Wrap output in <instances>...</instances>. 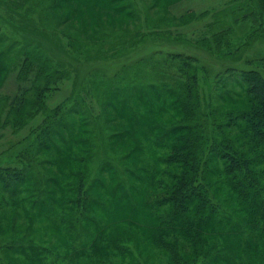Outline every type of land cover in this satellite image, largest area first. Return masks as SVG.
Returning a JSON list of instances; mask_svg holds the SVG:
<instances>
[{"label": "rangeland", "instance_id": "obj_1", "mask_svg": "<svg viewBox=\"0 0 264 264\" xmlns=\"http://www.w3.org/2000/svg\"><path fill=\"white\" fill-rule=\"evenodd\" d=\"M263 58L264 0H0V172L29 178L16 191L0 182V264H264V149L227 120L249 105L242 70ZM186 71L196 106L170 96L155 113L133 101L135 123L117 115L122 93L146 83L180 95ZM56 107L61 120H50ZM199 120L207 141L223 136L252 158L257 186L245 200L212 156L202 182L217 214L154 243L171 212L156 199L179 171L165 164L169 144ZM44 130L52 142L38 141ZM43 197L53 215L32 204Z\"/></svg>", "mask_w": 264, "mask_h": 264}, {"label": "trees", "instance_id": "obj_2", "mask_svg": "<svg viewBox=\"0 0 264 264\" xmlns=\"http://www.w3.org/2000/svg\"><path fill=\"white\" fill-rule=\"evenodd\" d=\"M176 56L182 58L181 55L177 54ZM185 59L186 58L184 57V60ZM5 69V66H1L0 72L4 73ZM187 74H189V77L192 79L193 83L189 81L183 82V84L181 85L182 91L180 95L174 94L171 90L159 91L156 89V87H154V84L151 83H146L144 86L133 88L127 96V93H122L125 94V98L121 102L124 106H122L121 109H116V112H118L117 115L123 117L124 114H126L125 111L129 110V117L135 123L143 116L140 109L141 105H143V107H146L149 112L155 113L159 110H162L163 108L166 109L172 106L171 101L168 98L170 96H173L176 99L179 98L177 99V101L180 103L181 109L187 110L188 106H196L197 97L196 94H194L193 90L195 89L194 85L196 83L197 75L195 71L192 73L187 72ZM241 75L244 83L243 85L245 87L244 91L248 95L249 105L247 108L241 110L239 114H236L237 116L229 114L227 118L228 124L239 126V128L244 132L245 141L246 139H250L254 142L257 148L264 149V58L259 68L244 69L242 70ZM47 77L48 76H46V78ZM22 97L23 96L19 98L20 106L21 103L24 102V99ZM133 101L135 103L138 102L141 105L133 106ZM19 105L16 109L17 113L19 112ZM79 112L83 113L82 110H79ZM122 112L124 114H122ZM82 115L83 118L87 120L85 113H83ZM60 118L61 115L58 112V107H56L54 115L53 117H50V120L56 121ZM198 122L201 123V125L207 123H204V120L202 122H200V120L196 121L193 126H189L191 131H189L185 137H182L180 139L182 140L181 142H178L176 140L169 144L170 151L165 155V164L172 166L176 165V168L179 169V171H175L173 172L174 174H171L170 178H172V181L170 183L168 182V185H165V191L163 192V194H160L162 195L160 197L161 199H156V203L158 204L169 205L171 208V212H169L168 220L162 222L164 227L159 226V228H157V230L155 231V234L159 239H157L155 235L153 237L154 243H161L162 240L164 241L163 238L168 234V231L169 234H171L173 229H179V227L189 231L199 230L201 229V226H199L202 220L201 218L205 216L207 212L208 214H217L216 209L218 205H216V202H214V200L212 199V194L208 185L202 182V177L205 171L204 166L207 162H209L212 156L213 158L216 156V158L221 159L224 172L227 174V176H231V179H233L231 181L235 182L237 187H239V192L245 200L250 198L251 193L248 194V190L250 189V187H252L253 185L257 186L254 174L250 170V164L253 163L252 158L245 156V154L242 152H238L232 142H230L229 139L223 136L216 137L212 140L207 141L206 139L210 138L211 134L208 130L206 131L205 129H203L198 124ZM43 129L44 128H42L41 130ZM179 130H188V127L181 126ZM46 132L47 131L44 130L39 134L38 141L41 140L45 142H52L51 134H57L52 130V133L50 132L48 134ZM148 136L149 135L147 134V137ZM213 137H215L214 133ZM163 145L165 146L166 143H164ZM207 148L208 152L206 151ZM259 159L264 162V150L260 151ZM260 174H262V172ZM81 178L82 177L79 176V184L76 189L78 198L75 201L76 205L80 207V214L83 215V211L89 208L91 206V203L88 200L83 199L85 191H83L82 189ZM26 179L29 178H26V173L24 174L23 171H16L13 169L10 173H4L3 170L2 172H0V182L2 189H10L12 191H16L17 186L24 183ZM42 181L43 180L38 179V181L36 182L38 183V185H41ZM161 183H158L157 185H160ZM112 195L114 196V194ZM52 200L57 201L56 199ZM130 202L132 207L136 205L135 200H130ZM58 203L59 201L57 202V204ZM32 204H34L35 207L39 210L43 209V212L46 214V216L50 214L53 215L52 211L48 210L47 207H45V204H47L46 197H43L41 200L37 199V203L35 204V202H33ZM47 205L50 206L51 204ZM259 205V207H256L258 208L257 213L260 212L259 214H257V217L259 216L261 219H263L264 207H261L264 205V197L263 199H261V203ZM60 206L63 210L64 205ZM253 209L255 210V207ZM37 212L39 213L38 210ZM41 215L38 214V216ZM192 215H196L197 217H199V220H192ZM222 220H225L226 225L229 226H233V224H235L234 219H229L225 216L222 218ZM217 223L221 226L223 225L219 220H217ZM92 226L95 227L98 226V224L92 223ZM257 229L259 230V228ZM99 230L100 232H102V229ZM94 240H97V238H94L92 240V243H94Z\"/></svg>", "mask_w": 264, "mask_h": 264}]
</instances>
